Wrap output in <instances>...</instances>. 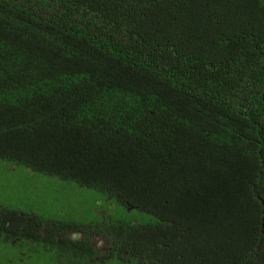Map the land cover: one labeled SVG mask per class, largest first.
Wrapping results in <instances>:
<instances>
[{
    "label": "trees",
    "instance_id": "16d2710c",
    "mask_svg": "<svg viewBox=\"0 0 264 264\" xmlns=\"http://www.w3.org/2000/svg\"><path fill=\"white\" fill-rule=\"evenodd\" d=\"M0 161L148 218L0 206V264H264V0H0Z\"/></svg>",
    "mask_w": 264,
    "mask_h": 264
},
{
    "label": "rangeland",
    "instance_id": "374dc122",
    "mask_svg": "<svg viewBox=\"0 0 264 264\" xmlns=\"http://www.w3.org/2000/svg\"><path fill=\"white\" fill-rule=\"evenodd\" d=\"M100 200L101 197L90 190L76 189L66 181L40 173L34 174L20 166L12 168L7 162L0 161V206L30 210L39 216L52 219L59 217L85 221L96 219L94 208L98 207L112 219L119 215L121 222L123 219L136 223L148 221L142 213L118 212L114 204L108 207L106 202L100 203ZM116 222H119V218ZM6 252V249L1 250L2 254ZM37 264H54V261L51 258L38 259ZM107 264L123 263L110 260Z\"/></svg>",
    "mask_w": 264,
    "mask_h": 264
},
{
    "label": "flooded vegetation",
    "instance_id": "af4514ba",
    "mask_svg": "<svg viewBox=\"0 0 264 264\" xmlns=\"http://www.w3.org/2000/svg\"><path fill=\"white\" fill-rule=\"evenodd\" d=\"M57 229V227L54 226ZM77 234V235H75ZM60 236L63 239H67L68 241H72L74 239L81 240L82 235L80 233L74 232L72 229H64L63 232L60 233ZM77 237V238H75ZM96 241L94 242V251L96 253L95 257L98 261L102 263H110V260L118 261L123 264H148L147 261H142L141 258L136 257L132 254V256L128 253H120L116 249H111L110 244L105 237H96ZM86 258V257H84ZM54 261V264H73L70 260L66 258L58 257L57 255L52 256L51 258Z\"/></svg>",
    "mask_w": 264,
    "mask_h": 264
}]
</instances>
